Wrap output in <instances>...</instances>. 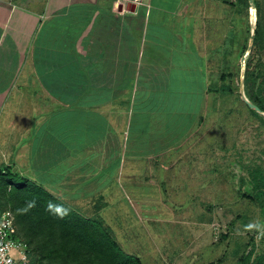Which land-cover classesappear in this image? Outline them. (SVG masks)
<instances>
[{"label": "crops", "instance_id": "crops-1", "mask_svg": "<svg viewBox=\"0 0 264 264\" xmlns=\"http://www.w3.org/2000/svg\"><path fill=\"white\" fill-rule=\"evenodd\" d=\"M225 3L0 0V168L23 155L14 171L84 216L92 201L102 218L129 205L138 186L170 195L161 186L176 184L177 154L196 152L203 113L197 96L185 118L177 90L203 92Z\"/></svg>", "mask_w": 264, "mask_h": 264}, {"label": "rangeland", "instance_id": "rangeland-1", "mask_svg": "<svg viewBox=\"0 0 264 264\" xmlns=\"http://www.w3.org/2000/svg\"><path fill=\"white\" fill-rule=\"evenodd\" d=\"M226 2L222 39L211 43L206 49L211 55L203 59V92L177 90V97L189 99V104L176 106L187 112L185 118L192 119L197 111V96H203V113L201 136L193 143L196 152L177 154L185 163L176 169V184L161 186L170 195L159 196L157 186L143 185L138 186L142 192L130 193L135 212L124 196L126 210H119L124 205L117 202L103 218L92 215L99 201L89 202V211L80 208L85 216L101 219L142 264H264V123L239 94L256 9L238 0ZM251 66L264 77V56ZM21 162L27 160L20 154L15 165ZM155 220L160 226L151 232Z\"/></svg>", "mask_w": 264, "mask_h": 264}, {"label": "trees", "instance_id": "trees-1", "mask_svg": "<svg viewBox=\"0 0 264 264\" xmlns=\"http://www.w3.org/2000/svg\"><path fill=\"white\" fill-rule=\"evenodd\" d=\"M238 2L249 5L248 0ZM253 3L256 23L243 83L247 98L264 112V77L251 66L252 60L264 56V0ZM6 209L14 215L15 236L26 243L29 264H142L140 257L122 249L101 219L79 214L12 167L0 168V214Z\"/></svg>", "mask_w": 264, "mask_h": 264}, {"label": "built area", "instance_id": "built-area-1", "mask_svg": "<svg viewBox=\"0 0 264 264\" xmlns=\"http://www.w3.org/2000/svg\"><path fill=\"white\" fill-rule=\"evenodd\" d=\"M134 6L144 0H127ZM14 215L6 209L0 214V264H29L26 243L15 236Z\"/></svg>", "mask_w": 264, "mask_h": 264}, {"label": "water", "instance_id": "water-1", "mask_svg": "<svg viewBox=\"0 0 264 264\" xmlns=\"http://www.w3.org/2000/svg\"><path fill=\"white\" fill-rule=\"evenodd\" d=\"M248 3L251 5L252 8H254V3L253 0H248ZM253 34H254V29L252 31L251 37H250V42L251 44L248 47V50L251 49L252 47V41H253ZM244 60L245 57L243 56L241 61H242V65H244ZM243 79L244 77H241L240 83H239V94H240V98L242 99V101L252 110H254L263 120H264V112L258 107L256 106L253 102H251L247 96L245 95V90H244V83H243Z\"/></svg>", "mask_w": 264, "mask_h": 264}, {"label": "bare ground", "instance_id": "bare-ground-1", "mask_svg": "<svg viewBox=\"0 0 264 264\" xmlns=\"http://www.w3.org/2000/svg\"><path fill=\"white\" fill-rule=\"evenodd\" d=\"M253 12L255 11L253 8H252Z\"/></svg>", "mask_w": 264, "mask_h": 264}]
</instances>
